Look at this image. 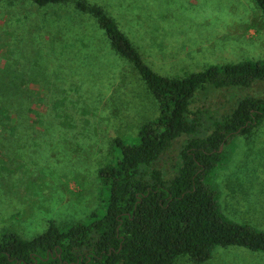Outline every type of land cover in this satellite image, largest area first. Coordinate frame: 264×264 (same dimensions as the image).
Instances as JSON below:
<instances>
[{
    "label": "rangeland",
    "instance_id": "obj_1",
    "mask_svg": "<svg viewBox=\"0 0 264 264\" xmlns=\"http://www.w3.org/2000/svg\"><path fill=\"white\" fill-rule=\"evenodd\" d=\"M85 1L114 19L162 76L264 60V21L250 0ZM216 92L212 99L223 101ZM249 93L264 98V85ZM157 113L94 19L71 3L0 0V234L31 239L49 222L101 217L107 192L98 170L116 162L115 140L131 143ZM178 150L179 140L156 168L172 172ZM207 183L227 220L264 233V122L234 140ZM175 264L193 263L181 257ZM204 264H264V253L214 248Z\"/></svg>",
    "mask_w": 264,
    "mask_h": 264
},
{
    "label": "trees",
    "instance_id": "obj_2",
    "mask_svg": "<svg viewBox=\"0 0 264 264\" xmlns=\"http://www.w3.org/2000/svg\"><path fill=\"white\" fill-rule=\"evenodd\" d=\"M30 1L37 7L71 3L94 19L112 52L138 75L158 113L131 143L115 140L116 162L98 170L107 192L101 217L92 213L86 221L63 226L49 222L31 239L3 231L0 264H175L181 257L204 264L214 248L264 253V233L227 220L207 183L234 140L249 137L264 122V98L249 93L264 85V60L162 76L101 7L85 0ZM250 1L264 21V0ZM216 91L225 95L223 101L212 99ZM199 96L206 99L192 110ZM177 140L173 171L156 168Z\"/></svg>",
    "mask_w": 264,
    "mask_h": 264
}]
</instances>
